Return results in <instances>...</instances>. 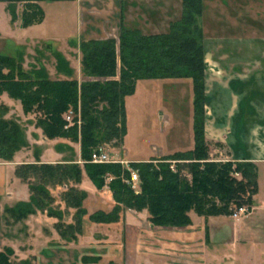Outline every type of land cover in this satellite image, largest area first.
Returning a JSON list of instances; mask_svg holds the SVG:
<instances>
[{
  "label": "trees",
  "instance_id": "1",
  "mask_svg": "<svg viewBox=\"0 0 264 264\" xmlns=\"http://www.w3.org/2000/svg\"><path fill=\"white\" fill-rule=\"evenodd\" d=\"M30 8V7H29ZM41 11L30 8L22 15L27 27L38 20ZM200 0H183L181 18L169 26L165 34L144 36L137 30L119 31L118 39L81 43L80 66L91 82L78 84L72 71L57 54L56 72L71 80L51 81L42 68H22L23 56L16 59L0 56V96L18 101L24 114L36 116L35 127L48 140L67 139L78 143L82 168L72 164H28L15 169V176L28 185L30 200L7 213L15 221L25 219L34 210L45 211L59 219L56 229L62 238L80 231L85 213V193L70 188L62 201L76 210L74 225L61 224L62 215L50 208L52 202L47 186L78 184L81 170L90 182L111 192L115 207L111 213L97 212L90 216L96 223L118 221L121 208L146 211L152 226L185 227L189 213L199 216H227L230 208L240 207L243 198L248 206L257 191V170L253 163H214L209 160L204 137V52L199 24ZM117 78V80H115ZM190 79L193 87L194 147L160 160L131 163L139 178L140 192L135 194L121 178L128 172L119 164H91L97 146L121 142L126 134L125 99L135 92L137 81ZM74 113L73 126L65 128V115ZM79 112L80 126L76 124ZM6 107L0 105V161L10 162L26 143L22 129L12 120H5ZM173 165V169H171ZM186 173L189 178H187ZM240 177V180L235 178ZM106 179H110L106 183ZM13 252H0V264H30L29 260L11 262Z\"/></svg>",
  "mask_w": 264,
  "mask_h": 264
},
{
  "label": "crops",
  "instance_id": "2",
  "mask_svg": "<svg viewBox=\"0 0 264 264\" xmlns=\"http://www.w3.org/2000/svg\"><path fill=\"white\" fill-rule=\"evenodd\" d=\"M6 1L9 5L26 4L20 11L13 6L14 15L19 21L17 20L16 26H13L11 34L22 37L23 33L40 29L41 20L45 15L40 7V0ZM68 1L74 3L77 18V32L75 41H72V53L76 51L80 59L81 43L117 40L120 29L122 27L125 29L121 0ZM155 2L158 0L139 1V4L145 6L142 14L138 10L141 17L148 14L152 17L164 15L163 11L166 7L164 9L158 7ZM29 7L40 10L41 14L32 25L23 27L22 15L29 11ZM112 26L113 29L110 28ZM133 30L139 31L144 36L165 34V32L156 33L157 30H151V33L140 29ZM202 35L204 137L209 158H213L212 154H217L218 163H253L257 170L259 166H264V41L260 38H242L238 41L217 42L215 39L205 38L203 30ZM249 53L253 54L251 59L248 58ZM63 56L72 71L71 79L76 80L78 84L93 81L82 75L80 59L77 65H74L69 63L67 56L64 54ZM26 67L22 64L25 71H28V68L30 70V67ZM48 79L71 80L67 76L58 74L53 79L48 74ZM152 81L147 80L143 83L146 92L151 90ZM190 82L192 83L191 80ZM191 94H193L192 84ZM191 98L193 100V95ZM157 121L161 132L170 125L167 118L162 119L160 115L157 116ZM26 123L30 125H28L29 136L32 142L35 143L38 139L39 142L45 143L43 141L45 137L40 135L39 129L35 127V120L30 119ZM193 147L194 141L185 151L174 150L168 155L152 147L149 159L134 160L135 162L160 160L174 153L190 151ZM59 155L60 153H57L54 159H51L49 154L43 152L39 155L38 162L33 155L32 159L24 152H20L12 161L0 163V252L11 249L13 252L11 260L37 262L41 258L54 259V255L60 252L64 257L72 252V262L69 264H126V261L127 264H140L145 257V248L139 242L144 236L151 239L152 247L147 251L152 263L160 260L156 264H226L227 262L240 264V261L264 264V201L259 200L258 183L256 194L252 197L245 214L238 218H234L232 214L203 217L190 212L188 215L190 224L185 227L152 226L147 220L146 211L134 212L125 208L121 209L119 219L114 223L92 222L89 218L93 214L97 212L108 214L114 209L115 203L111 192L105 188L87 193L79 187L77 189L85 193L87 202L84 199L82 203L85 213L81 219L80 231L73 237L62 238L56 229L59 219L49 217L39 210H34V213L25 218L26 220L19 222L14 220L9 224L6 220L9 216L6 214H10L6 210L20 203H28L31 196L28 187L15 176V169L26 164H57L61 161ZM126 157L128 153L124 152L120 161L128 164L124 159ZM61 192L62 190L56 196L59 198L56 200L53 195L57 191H51L55 199L52 209L62 215L61 224L73 226L76 210L64 204L60 199ZM138 215L145 218V223ZM10 217L13 219L12 216ZM66 217L67 220H64ZM153 258H156L154 262Z\"/></svg>",
  "mask_w": 264,
  "mask_h": 264
},
{
  "label": "rangeland",
  "instance_id": "3",
  "mask_svg": "<svg viewBox=\"0 0 264 264\" xmlns=\"http://www.w3.org/2000/svg\"><path fill=\"white\" fill-rule=\"evenodd\" d=\"M139 1L141 0H121L124 14L123 24L125 29H140L146 33H151V30H157L156 33H166L169 30V26L181 18L183 0H158V2H155L158 7L163 9L166 7V9L163 11L165 12L163 13L164 15L159 14L155 17H152V15L149 14L145 15L146 17H141L140 13L142 14L144 12L145 9L143 7L145 6L139 4ZM1 2V57L16 59L21 54V56H23V66L26 65L27 67H30V69L31 67L42 68L47 73V77L49 74L51 79L56 78L58 74L56 72V67L59 65V63H57V54L60 56H63L64 54L67 56L70 64L73 63L74 65H77L80 57L76 51L75 53H72V41H75L77 32L76 8L73 2L68 0H40V7L43 9L45 14L43 20H41L42 25L39 27L40 29L37 30L38 32L31 31L23 33L22 37L20 35L11 34L10 32L13 29V26H16V22L18 20L14 15L15 8L17 7V11H20V9L23 10L26 4L18 3L15 5H9L6 0H2ZM200 2L201 15L199 18V24L204 32L205 38H211L212 40L215 39L217 42L227 40L238 41L242 38H260L264 41V0H200ZM138 10L140 13H138ZM110 28L113 29L114 27L112 26ZM21 44L25 45L21 46ZM252 56V53L248 54L249 59H251ZM146 81L147 80L137 81L135 86L136 91L133 95L125 99L126 134L123 140L121 142L112 141L110 143H104L97 146L102 147L112 159L119 161L123 158L124 152L128 153V157L124 158L128 164L121 166V168L126 171L127 169H132L130 167L131 163H139L135 162V158L149 159L150 149L152 147L157 150H161L165 153V155H168L172 154L174 150L185 151V149H187L194 141V111L193 100L191 98L193 94H191L192 83L190 82V79L153 80L151 90L148 92L145 91V87L143 85ZM6 96V94H2L0 96V105H5L7 109V113L3 116V118L5 120H12L20 126L26 143V145L16 152L15 155L20 152H24V154L28 157L33 159V157H31L33 155L37 160L39 155L43 152L49 154L51 159H54L55 154L60 153L59 160L61 161L57 164H72L76 161L75 163L82 168L83 161L80 158V147L78 143L71 142L67 139L48 140L47 138L43 139L45 143L39 142L38 139L35 143H33L29 136V124L26 122H28V120L30 121V119L35 120L36 116L32 114H24L20 103ZM8 104H13L14 106L11 107ZM158 115H160L162 119L167 118L170 123L169 127L165 128L163 132L160 131L158 126ZM75 117H77L76 124L79 127V112L75 115ZM70 126H72V122L70 123ZM39 133L40 135H43L40 130ZM212 156L213 158H209V160L211 162L218 163L216 162L218 155L212 154ZM4 162L5 161H0V163ZM81 171L80 181L78 184L69 183L63 184L62 186H47L49 196L52 200L49 204L50 208H53L55 199H59L56 196L61 190L60 199H63V194H66L72 187L76 189L79 187L87 193L93 190L101 191L97 190V188L90 182L86 174L83 172V169ZM184 175L189 178L186 173H184ZM257 176V183L260 186L259 200L264 201L263 165L259 166V169L257 168ZM235 178L240 180L238 175H235ZM121 179L123 182L126 178ZM23 183L28 187L25 182ZM106 183H109L107 179ZM105 188L109 190L107 187H104L103 189ZM53 190L57 191V193L53 195L55 199L51 194V191ZM85 199L87 202V198ZM248 207L246 199L243 198V203L240 207H233L230 209L233 213L238 208ZM6 216H9L6 218L9 224L14 222V218L12 219L10 215L7 214ZM67 218L68 217L64 218V220H67ZM139 218L145 223V218L142 217V215H140ZM23 220L26 219L23 218L17 222ZM141 239L142 240L139 244L143 245L145 248V257L142 258L143 262L140 261V264H156L160 262V260H156V263H152L150 255H148L149 251L147 250H150L152 247L150 244L151 239L144 236ZM218 249L221 248L218 247ZM60 253L54 255V259L41 258L37 262L29 260V263L69 264L72 262V252H69V255L65 257L63 256L64 254ZM162 256L164 255L162 254ZM155 259L156 258H153V262ZM11 262L17 261L11 260ZM241 263L255 264V261H240V264ZM226 264L229 263L227 262Z\"/></svg>",
  "mask_w": 264,
  "mask_h": 264
},
{
  "label": "built area",
  "instance_id": "4",
  "mask_svg": "<svg viewBox=\"0 0 264 264\" xmlns=\"http://www.w3.org/2000/svg\"><path fill=\"white\" fill-rule=\"evenodd\" d=\"M73 118H74L73 112H68L65 115L64 117V120L66 122L65 128H68L71 122H72V126L74 125ZM90 163L97 164V165H108V164L109 165L119 164L121 166L127 165L124 162L112 159L102 147H97L96 149L93 150L91 154V158H90ZM171 169L173 168L171 167ZM127 172L129 176L125 180H123V183L127 185L135 194H138L140 191L138 174L136 171L132 169H127ZM107 181L109 182L110 179H107ZM245 213H246V208H238L232 213V216L234 218H238V216L245 214Z\"/></svg>",
  "mask_w": 264,
  "mask_h": 264
}]
</instances>
